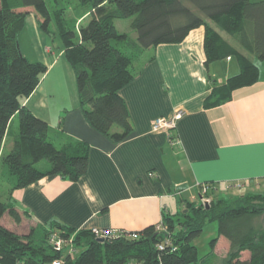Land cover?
<instances>
[{
  "label": "trees",
  "instance_id": "trees-1",
  "mask_svg": "<svg viewBox=\"0 0 264 264\" xmlns=\"http://www.w3.org/2000/svg\"><path fill=\"white\" fill-rule=\"evenodd\" d=\"M53 1L56 7L48 0H0V183L11 192L48 176L77 181L88 166L85 143L56 146L48 123L23 105L48 67L29 61L21 51L18 37L28 12L19 8L33 7L41 16L42 30L57 35L66 61L76 72L87 121L114 143L131 135L130 113L120 91L134 80L133 63L147 49L181 43L192 30L204 26L206 65L234 57L240 66L237 75L214 87L206 107L227 103L234 90L258 80L257 62L264 61V0H78L82 16L89 18L84 25L67 20L66 8H57L59 0ZM123 19L132 20L136 39L119 33L116 20ZM52 23L55 32L50 31ZM15 116L19 132L12 135L10 150L4 155ZM114 126L119 130H113ZM44 159L50 167L38 168ZM183 205L176 214L162 216L161 231L151 226L135 237L124 232L104 241L93 230L76 231L59 223L36 226L21 235L0 224V264H51L55 260L63 264H198L194 241L210 222H217L218 236L230 242L222 264H264V226L257 222L264 214V193L215 198L208 208L186 200ZM6 214L21 222L13 203L0 200V219ZM55 231L72 243L76 254L71 255L67 245L58 251L49 244L50 233ZM217 240H211V254Z\"/></svg>",
  "mask_w": 264,
  "mask_h": 264
},
{
  "label": "crops",
  "instance_id": "crops-1",
  "mask_svg": "<svg viewBox=\"0 0 264 264\" xmlns=\"http://www.w3.org/2000/svg\"><path fill=\"white\" fill-rule=\"evenodd\" d=\"M18 10L28 12L20 33L22 53L29 61L48 67L23 105L48 123L56 146L69 141L85 143L88 166L77 181L48 176L12 192L0 183L2 201L12 202L21 215L20 223L6 214L12 221L3 225L4 216L0 224L22 231L30 226L29 232L36 226L49 228L59 223L76 231L139 233L160 225L164 214L182 210L184 200L200 202L203 184L214 185L217 192L235 183L250 191L261 187L264 61L257 62L259 75L254 84L234 90L225 104L206 107L214 87L237 75L240 66L234 57L206 65L204 26L192 30L181 43L145 50L133 63L134 80L120 91L130 113L131 135L114 143L87 121L76 72L64 59L63 48L49 47L39 14L33 7ZM82 15L78 21L87 17ZM26 27L36 34L34 41L22 35ZM176 109L184 111L174 132L181 143L172 146L164 132L152 131V123ZM11 132L3 150L15 135ZM217 238L211 258L222 264L230 242Z\"/></svg>",
  "mask_w": 264,
  "mask_h": 264
},
{
  "label": "rangeland",
  "instance_id": "rangeland-1",
  "mask_svg": "<svg viewBox=\"0 0 264 264\" xmlns=\"http://www.w3.org/2000/svg\"><path fill=\"white\" fill-rule=\"evenodd\" d=\"M48 1L52 7H54V6L56 7V3L53 0H48ZM62 7L66 8L65 17L70 22L75 23V21H77L78 24L80 22H82V25H84L89 20V18L86 17L85 19H81V21H78L80 19V16L82 15V12H83V9H82L78 0H59V6L57 5V8H62ZM38 17H39V19H41V16L38 15ZM131 21H132L131 19L116 20L117 29H118L119 33H125L130 38L136 39L137 34L131 28ZM27 31L28 30L26 27L22 35H25V37L27 39L32 38L34 41L36 38V34L35 33L32 34L31 30H29L28 32ZM50 31L51 32L56 31L53 23L50 25ZM24 33H26V34H24ZM42 33H43L44 37H46L48 39L49 47L57 49V47L59 46L60 48H62V44H61L59 38L57 37V35L56 36L53 34L49 35L43 30H42ZM21 37H22L21 35L18 37L19 44H20L21 39H22ZM23 48H25V47H23ZM18 129H19V118H16L15 123L13 125L12 134H18V132H19ZM113 130H119V129L115 128ZM12 138H13V136L11 135L9 138L10 140H9L8 146H6L3 150L4 155L7 154L10 150V146H11L12 141H13ZM49 167H50L49 162L46 159H44L43 161H41L38 164V168H40V169H45V168H49ZM260 184H261V187L257 190H253V191H250L249 188H243L244 185L242 184V188H240V189L239 188H231L234 190L229 189V190H223L222 192L210 191V196L212 197V199L219 198V197L228 199L231 197H238V196L246 195L249 192L264 193V181L263 182L261 181ZM3 189L4 188L0 186V190L3 191ZM0 200H4V197H3V195H1V193H0ZM260 202H262V201L258 200V203H260ZM8 219L11 220L9 217L5 216V218L2 220L3 225H6V226L8 225ZM257 222L259 225L264 226V214L261 215L257 219ZM28 227L30 228V226H28ZM29 228L26 231H22V229L20 227H18V228L14 227L12 231H14L15 233H18L20 235L21 234H28V233H30ZM217 236H218V223L217 222H210L205 226L204 232L202 233V235L194 241L195 245L198 248V255L200 258L198 264H217L218 263L217 258H211L212 246L210 244L211 240H213ZM70 247H73V245L68 246L67 248L70 250L71 249Z\"/></svg>",
  "mask_w": 264,
  "mask_h": 264
},
{
  "label": "built area",
  "instance_id": "built-area-1",
  "mask_svg": "<svg viewBox=\"0 0 264 264\" xmlns=\"http://www.w3.org/2000/svg\"><path fill=\"white\" fill-rule=\"evenodd\" d=\"M183 115H184V111L182 109H176L169 116L157 117L152 123V131L155 133L164 132L167 135L169 143L172 146H176L180 144L181 140L179 139L178 136L174 134V132L178 128V123L183 118ZM227 188L229 189L239 188L240 189L242 188V183H235L232 186L229 185ZM210 191H216V189L210 186V184L201 185V193H200L199 199H200V202L205 206L207 205L210 206V204L213 201L212 197L210 196ZM157 230L159 231L163 230L161 225L157 226ZM93 232L99 238H108V239H116L121 234H124V232H121V231L118 232V231H113V230L100 231V230L93 229ZM127 234L131 237H135L137 233L132 232V233H127ZM49 244L55 250H58V251H62V249H64L66 245L67 247L72 245L70 241L64 240L59 234V232L57 231L50 233ZM70 248H71L70 250L68 249L69 253L71 255L76 254L75 248L73 247H70ZM160 249H163V247L160 246ZM51 264H63V262L61 260H55Z\"/></svg>",
  "mask_w": 264,
  "mask_h": 264
},
{
  "label": "water",
  "instance_id": "water-1",
  "mask_svg": "<svg viewBox=\"0 0 264 264\" xmlns=\"http://www.w3.org/2000/svg\"><path fill=\"white\" fill-rule=\"evenodd\" d=\"M208 207H209V206L207 205V208H208ZM99 240H100V241H104V238H99Z\"/></svg>",
  "mask_w": 264,
  "mask_h": 264
}]
</instances>
